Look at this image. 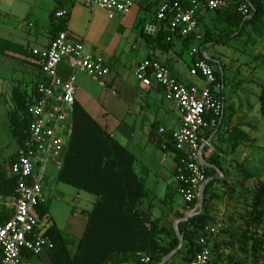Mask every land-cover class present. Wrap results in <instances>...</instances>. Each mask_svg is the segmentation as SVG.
I'll return each mask as SVG.
<instances>
[{
  "label": "crops",
  "instance_id": "crops-1",
  "mask_svg": "<svg viewBox=\"0 0 264 264\" xmlns=\"http://www.w3.org/2000/svg\"><path fill=\"white\" fill-rule=\"evenodd\" d=\"M132 1L133 6L127 14L109 18L105 9L90 7L82 0H0V110L8 124L5 135L10 142L14 140L7 161L0 163V224L10 218L14 203V193H1L7 189L3 181L11 179L10 164L19 147L8 119V112L13 107L12 90L18 87L25 96H34L41 75L37 56L32 50L47 48L58 30L67 32L73 42H83L87 51L101 55L109 66V73L101 78L76 73L74 104L135 156L136 171L148 188L149 195L145 200L151 205L152 216L162 218L161 228L169 233L173 230L177 235L178 224L191 213L178 191L173 195L171 205L165 201L169 188H176L178 184L175 172L179 152L173 147L170 132L179 129L181 112L174 102L165 98L162 87L155 83L144 86L134 72L143 60H155L168 67L179 82L202 86V79L189 72L193 63L191 48L197 42L171 36L167 46L159 44L154 38L162 22L157 20L156 12L164 0ZM60 9L67 11L66 17L55 16ZM199 15L198 31L210 30L214 38L205 49H200L220 71L222 82L214 86L213 92L224 106L218 123L213 126L211 118L206 117V125L200 131L202 159L214 172L207 179L209 182L218 180L210 188L209 210L214 219L208 226L220 225V229L216 236L207 232L206 242L210 247L211 264H242L240 258H236L237 254H232V250L239 249V246L230 243L239 239L245 230L244 220L235 212L239 210L244 182L253 176L246 177L247 172L241 165L251 159L253 152L247 151L245 143L235 146L233 139L239 137L235 132L239 129L255 142L257 140L252 137V132L257 127L253 117L259 112V101L256 104L248 98L256 96L254 89L264 85V16L259 24V37L244 40L242 33L225 40L224 33L229 27L222 17L208 10ZM219 39L225 41L219 42ZM237 40L241 41L238 48L234 47ZM69 73L68 65L62 61L58 74L66 78ZM160 128L167 131L159 132ZM65 151L53 157L50 164L59 163L60 169ZM58 173L59 170L49 181L46 170L44 205L49 211L48 225L53 224L60 230L72 255L85 228L84 212L92 207L95 198L86 200L90 206L88 209H77L74 204L80 202L81 191L71 186L77 191L74 195L70 188L59 187L55 183L59 182ZM223 179H226L225 183ZM60 204L69 211L63 221L58 222L54 213ZM241 224L244 227H240ZM170 241V236L163 234V245L168 246ZM54 253L48 248L37 254L24 250L20 264H55ZM176 253L168 260L170 264L183 263Z\"/></svg>",
  "mask_w": 264,
  "mask_h": 264
},
{
  "label": "built area",
  "instance_id": "built-area-1",
  "mask_svg": "<svg viewBox=\"0 0 264 264\" xmlns=\"http://www.w3.org/2000/svg\"><path fill=\"white\" fill-rule=\"evenodd\" d=\"M90 7H100L108 17L127 14L133 6L132 0H82ZM237 5L236 10L244 18L250 17L248 0H189L184 7L182 0H164L158 7L156 18L162 22L170 36L185 38L193 35L201 42L203 35L198 31V18L202 11L224 9ZM55 16L64 18L67 11L60 9ZM37 56L40 80L29 107L28 133L19 145L10 164L9 177L15 180L14 203L10 218L0 224V264H20L22 252L35 254L43 248L53 249L49 237L37 231L39 215L37 207L44 204L43 180L50 160L63 154L71 133V120L76 93V73L101 78L109 73L104 58L87 51L83 42H73L67 32L58 31L45 49H33ZM193 63L189 70L200 77L204 85H186L179 82L168 67L162 63L145 59L135 69V77L146 87L153 83L162 87L165 98L174 102L181 112L179 129L170 132L175 148L182 152L177 164L175 180L178 192L186 209L197 211L192 202L198 198L199 188L206 181L204 164L201 161L200 131L206 125V117L213 126L223 113V103L215 96L217 85L212 66L199 56L198 45L191 48ZM65 61L70 69L68 77L58 74L59 64ZM160 128L159 132H166ZM220 225L205 227V231L216 236ZM203 248L187 264H211L210 247L206 237L198 239ZM140 264H151L149 256L138 252Z\"/></svg>",
  "mask_w": 264,
  "mask_h": 264
},
{
  "label": "trees",
  "instance_id": "trees-1",
  "mask_svg": "<svg viewBox=\"0 0 264 264\" xmlns=\"http://www.w3.org/2000/svg\"><path fill=\"white\" fill-rule=\"evenodd\" d=\"M189 0H182L184 7ZM250 17L244 18L236 10L237 5L226 6L224 10H213L223 18L229 29L224 33L225 40L244 32L247 26L261 24L264 16V0H248ZM200 26V15L198 18ZM59 31V30H58ZM57 31V32H58ZM203 38L198 42L199 56L204 58L202 50L209 41L214 40L212 32L200 30ZM170 34L162 25L154 38L159 44H169ZM195 42L193 35L184 38ZM217 40L219 42L225 41ZM206 61L212 66L210 61ZM216 83L222 82L220 71L213 67ZM13 107L8 112L9 126L13 137L21 144L28 133L30 121L29 107L32 96H25L18 87L12 90ZM259 113L264 117V85H259ZM239 137H234L235 146L255 145L249 134L236 129ZM173 142V141H172ZM175 150H177L173 144ZM178 151V150H177ZM178 163L182 153L178 151ZM137 161L130 150L119 144L80 106L73 105L71 133L57 180L73 186L80 191L94 196L92 207L84 212L85 228L76 246L74 254H69L67 241L55 225H48L49 211L46 205L37 207L39 225L37 231L49 237L53 243L55 264H124L135 261L138 264V252L146 253L151 264H159L162 259L177 248L179 238L173 230L171 233L160 226L162 218H154L151 208L146 202L149 195L145 180L136 171ZM206 177L214 174L204 164ZM251 176L250 173L245 174ZM218 180L210 181L204 190L203 208L196 215L178 224V233L183 238L178 254L182 264H187L203 248L198 239L206 237L205 227L213 221L209 210V200L212 199L210 188ZM226 179L222 182L225 183ZM6 190L1 193H14L15 180L3 181ZM1 183V182H0ZM169 188L166 194V204L171 205L173 195L178 191ZM101 198L105 200L102 201ZM198 203L195 199L191 207ZM247 217L244 220L245 230L242 232L244 250L251 252L255 261L264 260V235L260 234L261 221L264 218V181L257 186L248 205ZM183 217V215H180ZM8 219L5 218V221ZM2 222V223H3ZM259 222V232L257 224ZM251 230V231H250ZM163 234L170 236L168 246H164ZM164 264H170L169 261Z\"/></svg>",
  "mask_w": 264,
  "mask_h": 264
},
{
  "label": "rangeland",
  "instance_id": "rangeland-1",
  "mask_svg": "<svg viewBox=\"0 0 264 264\" xmlns=\"http://www.w3.org/2000/svg\"><path fill=\"white\" fill-rule=\"evenodd\" d=\"M257 36L259 37V22L256 23L255 26H251V25L248 26L243 32L244 40L249 37L254 38ZM240 42L241 41L237 40L234 43V47L238 48ZM254 93L256 94V96L254 95L248 99H251L252 102L258 104L259 87H256L254 89ZM253 118L256 119L255 124L257 127H256V130L252 132V137H256L257 140L254 146L253 145L246 146L248 148L247 151L252 150L253 153L251 155V159L243 162L241 165L242 169L246 170V172L250 170L251 172L249 171V173L253 174V176L252 178H247L246 181L244 182V185H243L244 191L243 193L240 194V197H239L240 200L238 202L239 210L235 212V215L237 217L240 216L243 220H245V217H247L246 212H248V209H249L248 205L250 204L251 197L257 186V183L260 181H264V117H262L260 113L257 112ZM7 129H8V124L5 122V116L3 115L2 110H0V163L1 164H4L5 161H7L6 157L14 145V140L12 139V141L10 142L7 139V136L5 135V132L7 131ZM248 157H249V153H247L246 158ZM58 164L51 165L50 162L47 164L46 170H47V173L49 174V181L53 180L54 177L56 176L59 170ZM240 180H245V179L241 178ZM55 183L59 187L70 188V190H73L74 195L75 193H77L76 189H74L73 187L69 185H66L61 182H55ZM79 195H80V202L74 204V206L77 209H85V208L88 209L90 206H88L89 204H87L86 200L87 199L92 200L94 199V196L87 192H82V191L79 192ZM58 207L59 209L57 208L55 210L54 215H55V219L58 222H61L63 221L65 216H67L69 209L63 204H60V206ZM197 213L198 211H196L193 214L196 215ZM256 224H257V228L259 232V222ZM243 225L241 224L240 227H244ZM260 234L264 235V218L261 221ZM244 241L245 240L243 239V236L239 237V239H234L231 241L230 244L236 245L237 248L239 246V249L232 250V254H237L235 256L236 258L237 257L240 258V261H242V264H264V260H261L260 262L259 260L255 261L251 252L244 250Z\"/></svg>",
  "mask_w": 264,
  "mask_h": 264
},
{
  "label": "water",
  "instance_id": "water-1",
  "mask_svg": "<svg viewBox=\"0 0 264 264\" xmlns=\"http://www.w3.org/2000/svg\"><path fill=\"white\" fill-rule=\"evenodd\" d=\"M201 161L203 162V164H205L204 163V160L202 159V157H201ZM208 182H209V179H206V181H204L201 184L200 188H199L198 203H197L198 204V209H199L198 212H200L202 210V208H203V204H204V190H205V187H206V185H207ZM101 200L104 201L105 199L104 198H101ZM194 215L195 214H189V215L185 216V220L188 219V218H190V217H192V216H194ZM177 236L179 238V245H178V247L175 250H173L172 252L168 253L162 259V261L159 264H163L164 262L168 261L182 247L183 238H182V236L179 233H177Z\"/></svg>",
  "mask_w": 264,
  "mask_h": 264
}]
</instances>
